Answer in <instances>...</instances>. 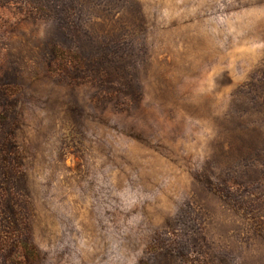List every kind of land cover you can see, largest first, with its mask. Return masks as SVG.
Segmentation results:
<instances>
[{
    "label": "rangeland",
    "instance_id": "obj_1",
    "mask_svg": "<svg viewBox=\"0 0 264 264\" xmlns=\"http://www.w3.org/2000/svg\"><path fill=\"white\" fill-rule=\"evenodd\" d=\"M0 264H264V0H0Z\"/></svg>",
    "mask_w": 264,
    "mask_h": 264
}]
</instances>
